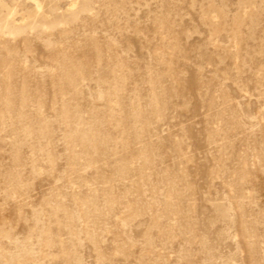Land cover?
<instances>
[{"label":"rangeland","instance_id":"obj_1","mask_svg":"<svg viewBox=\"0 0 264 264\" xmlns=\"http://www.w3.org/2000/svg\"><path fill=\"white\" fill-rule=\"evenodd\" d=\"M0 264H264V0H0Z\"/></svg>","mask_w":264,"mask_h":264}]
</instances>
